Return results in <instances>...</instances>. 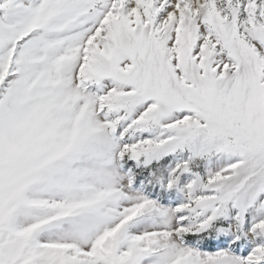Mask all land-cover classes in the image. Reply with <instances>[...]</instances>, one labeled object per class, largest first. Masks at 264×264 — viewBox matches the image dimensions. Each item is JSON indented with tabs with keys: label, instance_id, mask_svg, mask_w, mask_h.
Returning a JSON list of instances; mask_svg holds the SVG:
<instances>
[{
	"label": "snow or ice",
	"instance_id": "6c2138e0",
	"mask_svg": "<svg viewBox=\"0 0 264 264\" xmlns=\"http://www.w3.org/2000/svg\"><path fill=\"white\" fill-rule=\"evenodd\" d=\"M0 264H264V0H0Z\"/></svg>",
	"mask_w": 264,
	"mask_h": 264
}]
</instances>
